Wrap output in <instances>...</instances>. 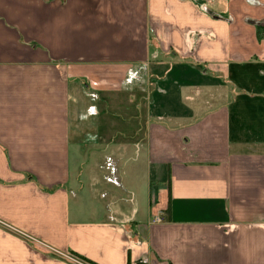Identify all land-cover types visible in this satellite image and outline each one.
Segmentation results:
<instances>
[{
  "label": "crops",
  "instance_id": "1",
  "mask_svg": "<svg viewBox=\"0 0 264 264\" xmlns=\"http://www.w3.org/2000/svg\"><path fill=\"white\" fill-rule=\"evenodd\" d=\"M259 26L264 0H0V264H264Z\"/></svg>",
  "mask_w": 264,
  "mask_h": 264
},
{
  "label": "built area",
  "instance_id": "2",
  "mask_svg": "<svg viewBox=\"0 0 264 264\" xmlns=\"http://www.w3.org/2000/svg\"><path fill=\"white\" fill-rule=\"evenodd\" d=\"M153 222L157 223V224L163 223V219L161 217H155ZM69 259L74 261L76 264H87L84 261H82L81 259H77V258L76 259L69 258ZM131 264H139V263L134 262V263H131Z\"/></svg>",
  "mask_w": 264,
  "mask_h": 264
},
{
  "label": "trees",
  "instance_id": "3",
  "mask_svg": "<svg viewBox=\"0 0 264 264\" xmlns=\"http://www.w3.org/2000/svg\"><path fill=\"white\" fill-rule=\"evenodd\" d=\"M263 30H264V28H262V27H260V26L257 28V33H258L259 37H260V35H261V32H263ZM77 258H79V259H81V260H83V261L89 262L88 260H86V259H84V258H82V257L77 256ZM89 263H90V262H89Z\"/></svg>",
  "mask_w": 264,
  "mask_h": 264
}]
</instances>
